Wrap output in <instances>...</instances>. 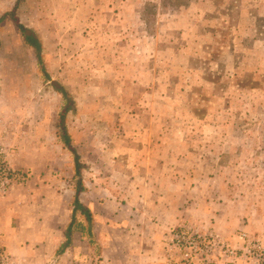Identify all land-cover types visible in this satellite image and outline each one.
<instances>
[{
    "label": "rangeland",
    "instance_id": "374dc122",
    "mask_svg": "<svg viewBox=\"0 0 264 264\" xmlns=\"http://www.w3.org/2000/svg\"><path fill=\"white\" fill-rule=\"evenodd\" d=\"M13 10L0 144L25 211L35 197L55 227L81 181L94 264L127 262L103 244L129 264H264V0H0Z\"/></svg>",
    "mask_w": 264,
    "mask_h": 264
},
{
    "label": "crops",
    "instance_id": "0c3cea01",
    "mask_svg": "<svg viewBox=\"0 0 264 264\" xmlns=\"http://www.w3.org/2000/svg\"><path fill=\"white\" fill-rule=\"evenodd\" d=\"M20 190L14 188L6 195H0V234L11 255L9 264H60L59 258L64 264H94V248L90 244L76 247L78 240L84 237L79 231L73 233L72 245L56 255L66 241V230L72 220L74 205L71 200L57 207L56 226L52 227L49 223H43L42 202L38 203L35 197L25 211ZM101 248L99 257L104 260L117 258L118 261H127L126 264L132 262L131 252L116 248L109 250L105 244ZM103 259H100L101 263Z\"/></svg>",
    "mask_w": 264,
    "mask_h": 264
},
{
    "label": "trees",
    "instance_id": "16d2710c",
    "mask_svg": "<svg viewBox=\"0 0 264 264\" xmlns=\"http://www.w3.org/2000/svg\"><path fill=\"white\" fill-rule=\"evenodd\" d=\"M11 16V18L16 22V24L22 28L23 25L18 22V18L17 16L15 15V10H13L12 12H7L5 13L2 17H0V22L7 16ZM26 31V30H25ZM26 34V40L28 42V44L32 47L35 48V50L37 51V54L40 53V44L38 43V40L36 38V36L34 34H28L27 32H25ZM41 61V60H40ZM66 105L65 108H64V111L62 112V119L65 115V112L68 110L69 108V105L71 104L70 100L68 99V102H66ZM63 129H65V126H63ZM64 141L65 143L69 146V148L72 150V152H74V157H75V162H76V170L77 172H79L80 170V161H79V156L76 152V150L73 148V146L71 145L70 143V139L69 137L67 136L66 134V131H64ZM80 183V185H79ZM81 191V181H78V185H77V188H76V197L73 201V205H74V209H73V214H72V220L70 221L69 223V226L66 230V241L64 242V244L60 247V249L58 250V252H62L67 246H69L72 242V235L74 233V231L76 229H80V230H84L83 228H81V224H77V220H76V213H77V210H82V212H84V214L86 215V217L90 220L91 218V214L90 212H88L87 208L83 205V203L81 202V200L79 199V192Z\"/></svg>",
    "mask_w": 264,
    "mask_h": 264
},
{
    "label": "built area",
    "instance_id": "2783aa9c",
    "mask_svg": "<svg viewBox=\"0 0 264 264\" xmlns=\"http://www.w3.org/2000/svg\"><path fill=\"white\" fill-rule=\"evenodd\" d=\"M0 144V195H5L17 183H23L28 179L27 174L15 168L7 159ZM11 255L3 243L0 234V264H9Z\"/></svg>",
    "mask_w": 264,
    "mask_h": 264
},
{
    "label": "water",
    "instance_id": "95a60500",
    "mask_svg": "<svg viewBox=\"0 0 264 264\" xmlns=\"http://www.w3.org/2000/svg\"><path fill=\"white\" fill-rule=\"evenodd\" d=\"M30 34V30L27 31Z\"/></svg>",
    "mask_w": 264,
    "mask_h": 264
}]
</instances>
